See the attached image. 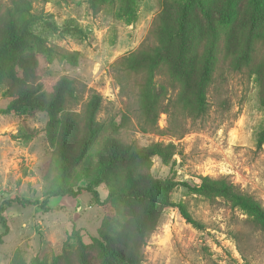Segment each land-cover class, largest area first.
<instances>
[{"label":"rangeland","instance_id":"rangeland-1","mask_svg":"<svg viewBox=\"0 0 264 264\" xmlns=\"http://www.w3.org/2000/svg\"><path fill=\"white\" fill-rule=\"evenodd\" d=\"M12 1L0 0V45L9 21L20 33L0 66V264H264L259 225L229 200L187 186L225 176L264 208V0L190 4L187 75L194 80L212 25L220 71L208 111L181 138L142 133L111 71L174 0ZM248 42L251 67L233 70ZM62 76L102 95L98 117L112 124L98 136L76 116L77 83L57 108L38 104ZM166 124L161 113L158 125ZM154 143L162 151L144 155ZM155 182L168 186L157 203L134 197ZM57 187L76 194L48 197Z\"/></svg>","mask_w":264,"mask_h":264},{"label":"trees","instance_id":"trees-1","mask_svg":"<svg viewBox=\"0 0 264 264\" xmlns=\"http://www.w3.org/2000/svg\"><path fill=\"white\" fill-rule=\"evenodd\" d=\"M19 1L13 0L12 4L16 5ZM193 1L195 0L181 3L174 0L164 6V9L155 15L144 41L135 50L119 57L111 65L113 79L125 100V112L135 120L142 133L168 134L181 138L189 130L188 121L203 117L210 107V88L220 71L219 34L216 26L210 25L206 35L211 36L203 47L200 67L192 81L187 75L186 68L187 49L194 35L191 29L193 22L190 15L191 7L189 8ZM6 8L9 15L13 14L11 7ZM224 20L228 21L229 17L226 16ZM15 26V22L9 21L7 32L0 45V66L8 48L12 47L20 37ZM245 46L240 58L233 59L230 63L234 66L228 64L226 66H230L233 70L251 67V56L255 47L250 42ZM74 83L80 86L79 90ZM74 89L78 90V101L81 102L80 111L76 116L84 122L90 136H98L106 126L112 124V118L108 121L99 119L103 97L95 89L87 88L85 83L62 76L54 84L49 97H42V101L38 104L57 108V103L63 104L67 97H70V91ZM161 113L167 115V124L163 129L158 125ZM263 142L264 128L259 132L257 146L260 147ZM161 151L162 145L154 143L144 151V155ZM199 179V183L193 186L187 185L189 190L209 200L218 197L229 200L264 231V208L260 201L225 176L205 175L199 176ZM167 188L168 186L162 182H155L146 189H138L134 197L149 199L155 204L157 196ZM91 192L96 194L94 190ZM75 194L76 191L72 188L57 187L48 192L47 196ZM117 196H121V193L118 192ZM176 207L187 222L201 228V223L192 216L186 205L179 203Z\"/></svg>","mask_w":264,"mask_h":264}]
</instances>
